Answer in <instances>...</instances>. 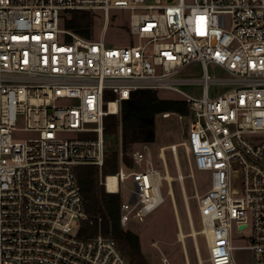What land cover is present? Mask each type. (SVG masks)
I'll return each instance as SVG.
<instances>
[{
    "label": "built area",
    "instance_id": "2783aa9c",
    "mask_svg": "<svg viewBox=\"0 0 264 264\" xmlns=\"http://www.w3.org/2000/svg\"><path fill=\"white\" fill-rule=\"evenodd\" d=\"M72 11L101 14L104 31L111 11L126 13L138 43L115 47L62 28ZM194 61L202 79L176 78ZM208 65L228 78L212 79ZM194 83L200 98L179 88ZM210 84L228 89L211 97ZM159 89L184 96L186 115L162 116L189 121L182 145L211 174L197 196L210 263L237 264L236 227L250 230L246 248L253 264H264V0H0V264H131L113 238L79 236L88 217L76 168L102 169L105 118L119 115L133 92ZM21 133L30 137L18 140ZM178 147H169L175 158ZM123 158L101 183L121 195L132 179L120 208L125 227L164 198L150 144L132 154L133 166Z\"/></svg>",
    "mask_w": 264,
    "mask_h": 264
},
{
    "label": "rangeland",
    "instance_id": "374dc122",
    "mask_svg": "<svg viewBox=\"0 0 264 264\" xmlns=\"http://www.w3.org/2000/svg\"><path fill=\"white\" fill-rule=\"evenodd\" d=\"M190 1V0H187ZM178 0H174V3ZM146 4L154 3V0H145ZM94 17V28L92 38L104 37L110 46L121 47L133 42L138 43L136 38L130 36L128 31V14L111 11L107 29L104 31V18L101 14L91 13ZM61 27L65 28V22H61ZM208 74L212 79L225 80L228 74L221 68L208 65ZM204 76V70L200 62L194 61L185 66L176 75V78L200 80ZM180 90L192 97L200 98L203 87L201 84H183ZM228 86L224 84H210L208 93L211 97L226 91ZM159 97L170 100H182L184 96L178 92L159 89L156 90ZM121 113V112H120ZM120 117V114L117 115ZM21 127L22 125L19 124ZM189 131V121L179 120L175 115L163 118L162 114L156 119L157 144H150L152 162L154 168L162 176L161 194L164 201L147 217L140 220L130 218L125 230H130L137 234L140 239L141 251L149 264H211L208 253V239L204 233L206 228L200 216L197 196L209 190L211 185L210 172L197 169L194 160L182 145L187 138ZM30 137L29 133L18 134V140ZM259 142H264V134L257 137ZM179 145L177 149L178 157L175 158L169 149L171 145ZM107 152L111 150H121L120 133L106 137ZM165 150L167 168L160 158V149ZM142 144L135 145L133 150L127 155L133 166L132 154L141 149ZM121 158V151L119 153ZM178 159V160H177ZM169 173L173 180L166 182L164 176ZM104 176H101L100 184ZM126 185H121V198L123 202H128L131 198L133 183L132 179L127 180ZM105 188V187H104ZM106 190V189H105ZM172 194H169V191ZM107 192V191H106ZM196 233V236L192 234ZM180 233L186 236L180 240ZM243 234L233 227L231 232V244L235 247L233 255L237 264H253V254L250 249V230ZM199 251L197 250V244Z\"/></svg>",
    "mask_w": 264,
    "mask_h": 264
},
{
    "label": "trees",
    "instance_id": "16d2710c",
    "mask_svg": "<svg viewBox=\"0 0 264 264\" xmlns=\"http://www.w3.org/2000/svg\"><path fill=\"white\" fill-rule=\"evenodd\" d=\"M65 28L92 38L94 17L90 12H69L65 18ZM171 112L186 115L187 104L182 100L163 99L156 90H138L132 93L129 100L123 101L120 117L109 115L105 118L104 134L111 137L120 133V151L124 155V162L130 165L127 155L135 145L153 144L156 141L157 117ZM120 151L107 152L102 169L96 166L76 168L88 217L82 223L79 236L91 238L102 234L111 237L131 264H149L141 251L139 236L121 225V195L106 192L100 184L101 176L115 175L118 172Z\"/></svg>",
    "mask_w": 264,
    "mask_h": 264
},
{
    "label": "bare ground",
    "instance_id": "6f19581e",
    "mask_svg": "<svg viewBox=\"0 0 264 264\" xmlns=\"http://www.w3.org/2000/svg\"><path fill=\"white\" fill-rule=\"evenodd\" d=\"M114 108V106L112 105V109ZM177 157V156H176ZM178 160V159H177ZM162 179V178H161ZM163 180L164 181H166V182H169V181H171V180H173V177L169 174V173H167L165 176H164V178H163ZM116 181V178L115 177H112V176H110V178H109V186H110V188L112 189L113 188V183ZM205 228H206V230H205V234L207 235V239H208V243H211V231H210V229L207 227V226H205ZM193 236H196V233L194 232V234H192ZM185 235H184V233H180V240H184L185 239ZM197 244V243H196ZM197 250L199 251V248H198V244H197Z\"/></svg>",
    "mask_w": 264,
    "mask_h": 264
},
{
    "label": "crops",
    "instance_id": "0c3cea01",
    "mask_svg": "<svg viewBox=\"0 0 264 264\" xmlns=\"http://www.w3.org/2000/svg\"><path fill=\"white\" fill-rule=\"evenodd\" d=\"M153 144H157V134H156V141ZM168 149V147H163L164 150V155H165V150ZM161 153V152H160ZM160 158H161V154H160Z\"/></svg>",
    "mask_w": 264,
    "mask_h": 264
}]
</instances>
